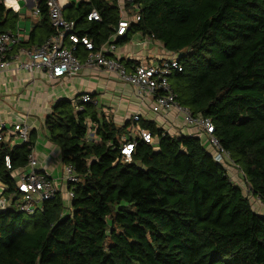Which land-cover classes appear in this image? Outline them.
I'll list each match as a JSON object with an SVG mask.
<instances>
[{"label":"trees","instance_id":"1","mask_svg":"<svg viewBox=\"0 0 264 264\" xmlns=\"http://www.w3.org/2000/svg\"><path fill=\"white\" fill-rule=\"evenodd\" d=\"M48 1L39 0L41 19L19 47L42 46L55 34ZM119 5L82 1L64 16L96 50L122 18L139 17L114 44L140 35L178 57L182 71L169 76L177 104L212 122L250 191L230 180L204 138L172 136L143 118L119 127L93 103L79 111L62 99L44 128L80 182L23 211L17 175L36 135L24 145L0 142V199L9 203L0 208V264H264V215L256 210L257 199L264 204V0H129L125 12ZM94 10L101 21L88 22ZM19 19L0 0V34L14 32ZM87 54L78 47L82 61ZM132 126L156 143L129 136ZM129 142L136 146L126 161L121 148Z\"/></svg>","mask_w":264,"mask_h":264},{"label":"built area","instance_id":"2","mask_svg":"<svg viewBox=\"0 0 264 264\" xmlns=\"http://www.w3.org/2000/svg\"><path fill=\"white\" fill-rule=\"evenodd\" d=\"M24 1L34 16L41 19L39 0ZM122 1L129 0H118L119 3ZM17 2V0H5L8 8H16ZM70 5V0H49L47 2L49 19L55 34L42 46L31 49L19 47L24 40L18 31L0 34V74L12 68L14 62H16V70L28 73L41 72L49 80L75 78L83 68L113 74L123 84L131 86L142 101L151 98V111L156 116H167L169 112L175 111L177 113L175 122L187 128L191 135L204 138L208 146L215 149L213 155L215 162L226 169L227 175L233 183L242 186L240 178L245 181V174L234 164L230 154L220 146L219 141L213 136L214 126L212 122L204 118H194L188 109L177 104L176 95L169 82V76L174 71H182V67L178 63V57L172 54L167 60L149 65L140 64L129 71L123 63L110 58V54L116 52L114 41L127 33L132 21L136 23L140 18L134 16L131 22L122 18L117 33L110 39L111 41L96 50L94 41L89 37L79 36L76 30V22L68 20L64 16V10ZM119 8L121 12H125L121 5H119ZM87 20L88 22L101 21V16L98 11L94 10ZM78 47L83 48L88 53L84 61L77 55ZM88 103H93L89 94H82L75 100L76 108L79 111H83L84 105ZM140 119L141 116L135 114L132 116L131 121L137 123ZM30 135L31 129L25 124H14L11 127L0 124V142L11 140L10 143L14 141L12 145H15V141L19 140L22 142L20 145H24L30 140ZM129 136L132 138L138 137L150 145L156 143V139L149 132L140 130L135 126L130 128ZM92 138L93 135L90 134L88 139ZM126 138L123 139L124 142L127 141ZM135 146L136 143L132 142L125 143L122 146L121 154L126 161L131 160ZM38 163L33 152L29 157L26 168L19 174L17 181L18 190L22 193L20 209L30 213H33L42 202L53 198L59 191V186L54 181L36 171ZM7 166L10 169V165L7 164ZM30 169L32 172L27 174ZM63 174L65 180L63 181L66 186L76 185L80 182L72 166L64 167ZM249 191L250 188L248 187L247 192L249 193ZM72 198L73 190H67L66 200L69 201ZM257 201L261 202L259 199ZM8 206V201L0 199V208L5 209Z\"/></svg>","mask_w":264,"mask_h":264},{"label":"crops","instance_id":"3","mask_svg":"<svg viewBox=\"0 0 264 264\" xmlns=\"http://www.w3.org/2000/svg\"><path fill=\"white\" fill-rule=\"evenodd\" d=\"M72 4L74 3L71 2ZM120 4L122 5V2ZM31 13L33 22L29 21L27 14H22L15 30L24 41L29 40L31 32L40 21L33 12ZM171 56L161 43L140 35L132 36L128 44L116 47V52L110 54V58L119 62L131 61L134 65L154 64ZM15 67L16 62L7 72L0 74V124L9 127L25 124L31 129V134L36 135L34 154L39 162L38 173L54 181L59 190L66 189L63 181L64 166L59 150L48 140L44 123L52 107L62 99L75 103L80 95L90 94L95 96L93 104L98 110L119 127L130 121L133 115L139 114L141 118L157 123L159 128L172 136L190 134L187 128L175 122V111L169 112L167 116H156L151 111V98L142 101L131 86L123 84L113 74L83 68L75 78L49 80L41 72H20ZM132 68L128 67V70L131 71ZM259 211L264 212V204L260 206Z\"/></svg>","mask_w":264,"mask_h":264},{"label":"rangeland","instance_id":"4","mask_svg":"<svg viewBox=\"0 0 264 264\" xmlns=\"http://www.w3.org/2000/svg\"><path fill=\"white\" fill-rule=\"evenodd\" d=\"M18 2H17V5L15 6L17 9H18V11L20 12V17L22 16V14H27L29 17L31 16V10L27 7V5H26V2L24 1V0H17ZM72 3H74V4H76L77 6L79 5V3H81L82 1H84V0H70ZM29 19V21H31V22H33L32 21V17H30V18H28ZM19 21H20V19H19ZM68 100V99H67ZM15 144H17V145H20V144H22V142L21 141H19V140H16L15 141ZM206 147L209 149V151L210 152H215V149L212 147H209V146H207L206 145ZM36 171L38 172V170L36 169ZM32 172V170L30 169V170H28L27 171V174H29V173H31ZM63 178H64V174H63ZM18 181V180H17ZM65 181V180H64ZM240 182L242 183L241 185H242V187H243V189H245L246 191L248 190V187H247V183L243 180V179H241L240 178ZM239 183V182H238ZM64 184H65V182H64ZM240 184V183H239ZM2 188H3V185L0 183V191L2 190ZM66 191V190H65ZM263 204H262V202H259V201H256V210L258 211V212H260V214H262V215H264V212H261V211H259V208H260V206H262Z\"/></svg>","mask_w":264,"mask_h":264},{"label":"water","instance_id":"5","mask_svg":"<svg viewBox=\"0 0 264 264\" xmlns=\"http://www.w3.org/2000/svg\"><path fill=\"white\" fill-rule=\"evenodd\" d=\"M68 8V7H67Z\"/></svg>","mask_w":264,"mask_h":264}]
</instances>
